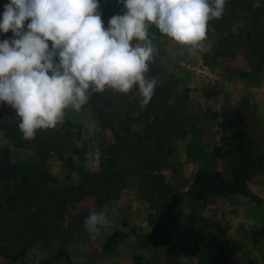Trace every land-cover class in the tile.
<instances>
[{"label":"rangeland","instance_id":"obj_1","mask_svg":"<svg viewBox=\"0 0 264 264\" xmlns=\"http://www.w3.org/2000/svg\"><path fill=\"white\" fill-rule=\"evenodd\" d=\"M231 1L240 3L243 0H226V7H230ZM7 3L9 0H0L1 14ZM246 3L257 7L260 0H247ZM99 10L107 27L112 16L122 14L123 5L118 0H100ZM241 25V20L232 24L235 34ZM223 35L224 32L208 25L202 46L195 54H189L186 48L160 34L153 25L149 38L156 52L146 75L156 78L157 86L163 85L173 93L163 102L156 87L153 100L147 106L159 120H167L166 132L173 134L163 173L184 212L207 220L208 236L216 237L222 245L226 264H259L264 262V171L248 184L260 196L259 204L238 194L206 197L198 202L187 196L188 186L199 169H216L225 179L230 178L229 165L219 153L230 148L239 131L248 130L264 149V65L257 69L258 64L244 56L243 47L235 48L230 57L220 56L216 43ZM197 59L209 66L206 74H198L185 66ZM132 92L136 101L144 106L138 88L134 87ZM110 93L112 97L121 94L112 89ZM92 99L93 95L79 112L65 110L64 119L70 122L69 127L60 124L45 131L47 134L60 133L64 157L97 172L102 148L114 142L115 137L100 122ZM6 112L7 108L0 104V123L7 118ZM178 118L181 122H177ZM132 130L141 131L138 124H134ZM2 145L10 148L11 159L16 165L40 161L54 175L52 188L62 189L80 181L79 175L56 153L50 152L44 157L36 154L34 139L29 141V146H16L0 126ZM74 148L83 149V154L74 153ZM129 162L125 160L123 164ZM146 186L142 174H130L125 186L108 197L94 193L68 195L65 198V213L71 221L68 227L54 224L47 237L28 249L24 257L10 262L0 255V264H133L134 256L143 257L149 264H199L200 259H207L209 253L198 241L186 246L174 242L162 246L156 242L154 229L148 223L152 211L142 195ZM92 210L103 212L109 220L98 234L89 233L84 227L83 222ZM114 230H121L123 238L113 251H108L104 243Z\"/></svg>","mask_w":264,"mask_h":264},{"label":"trees","instance_id":"obj_2","mask_svg":"<svg viewBox=\"0 0 264 264\" xmlns=\"http://www.w3.org/2000/svg\"><path fill=\"white\" fill-rule=\"evenodd\" d=\"M246 2L231 1L230 7L225 6L222 17L211 20L208 25L224 32L216 43V52L220 56L230 57L235 48L243 47L244 56L250 62H256L259 69L264 65V0H260L257 7ZM238 20L242 21V25L235 34L232 24ZM12 35L11 32L0 33V40ZM157 90L162 94L163 102L173 93L163 85H158ZM92 95L91 103L100 122L115 137L114 142L102 148L103 156L97 172L78 166L72 158L62 155L59 143L62 136L59 132L47 134L45 130H38L34 139V152L41 153L43 157L50 152L56 153L79 175L77 184L62 189L52 188L50 184L54 175L40 161L30 160L16 165L11 159L10 148L0 146V255L14 262L24 257L34 244L43 241L54 224H63L64 218L68 217L65 213V198L68 195L94 193L99 197H108L125 186L130 174H142L148 184L142 195L152 211L148 223L154 229L156 242L162 246L169 242L186 246L198 241L209 253V257L200 259L199 264H226L222 245L216 237L208 236L207 220L184 212L177 195L165 182L163 170L167 166L173 140V134L166 132L167 120H159L148 106H141L133 92L112 97L110 89L106 88ZM1 105L7 108V118L0 123L1 128L16 146H29V141L23 139L18 129L19 118L15 110L6 103ZM177 122H181L180 118ZM63 124L70 126L67 119ZM134 124L139 125L140 132L132 130ZM74 150L76 154H83V149ZM219 156L227 161L230 178L225 179L216 169H199L188 186V198L198 202L206 197L238 194L259 204L260 196L248 185L264 171V149L258 139L248 130L239 131L230 148ZM125 160H129V164H123ZM122 238L123 232L114 230L106 238L104 248L113 251ZM133 264L149 263L141 256H134Z\"/></svg>","mask_w":264,"mask_h":264},{"label":"clouds","instance_id":"obj_3","mask_svg":"<svg viewBox=\"0 0 264 264\" xmlns=\"http://www.w3.org/2000/svg\"><path fill=\"white\" fill-rule=\"evenodd\" d=\"M122 14L105 27L100 0H9L0 18V104L19 118L24 140L64 123L65 110L79 112L93 93L138 88L142 105L153 100L158 81L146 74L156 48L154 25L189 54L202 46L208 24L222 17L226 0H118ZM27 22V23H26ZM135 41V43H134ZM51 42V46L49 45ZM138 115V113H137ZM70 218L65 217L67 228ZM92 210L89 233L108 224Z\"/></svg>","mask_w":264,"mask_h":264},{"label":"built area","instance_id":"obj_4","mask_svg":"<svg viewBox=\"0 0 264 264\" xmlns=\"http://www.w3.org/2000/svg\"><path fill=\"white\" fill-rule=\"evenodd\" d=\"M185 66L198 74H206L209 71V66L201 59L188 62Z\"/></svg>","mask_w":264,"mask_h":264},{"label":"crops","instance_id":"obj_5","mask_svg":"<svg viewBox=\"0 0 264 264\" xmlns=\"http://www.w3.org/2000/svg\"><path fill=\"white\" fill-rule=\"evenodd\" d=\"M134 43H135V41H134Z\"/></svg>","mask_w":264,"mask_h":264}]
</instances>
